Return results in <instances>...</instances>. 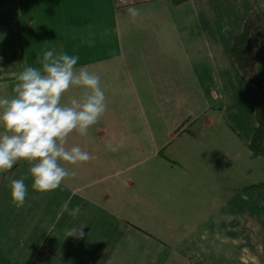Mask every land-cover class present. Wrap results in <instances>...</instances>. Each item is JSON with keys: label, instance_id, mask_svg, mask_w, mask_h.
<instances>
[{"label": "crops", "instance_id": "1", "mask_svg": "<svg viewBox=\"0 0 264 264\" xmlns=\"http://www.w3.org/2000/svg\"><path fill=\"white\" fill-rule=\"evenodd\" d=\"M240 1L174 6L168 0H0L11 7L3 39L11 46L9 59L19 49L24 66L39 68L44 50L62 48L79 56L77 69L86 65L101 76L106 97L105 112L88 133L67 138V147L79 145L92 155L66 165L75 176L45 193L34 191L29 177L28 196L17 207L8 178L26 175L28 164L18 162L0 174V264H26L33 251L52 264H213L204 244L242 245L239 213L225 210L241 199L235 163L240 141L216 126L224 123L223 91L234 92L240 77L216 10L227 6L222 11L228 18L239 13ZM130 6L139 10L137 17H129ZM233 24L231 18L227 25ZM174 41L185 48L179 71L173 68ZM1 72L12 75L9 68ZM12 89L0 95L11 97ZM194 90L200 92L195 101ZM81 95L71 88L62 102ZM135 100L144 114L133 109ZM156 107L175 113L154 114ZM250 129L251 122L245 137ZM226 186L233 190L227 201ZM77 206L80 213L69 215L67 209ZM82 225V236L65 237L67 229Z\"/></svg>", "mask_w": 264, "mask_h": 264}, {"label": "clouds", "instance_id": "2", "mask_svg": "<svg viewBox=\"0 0 264 264\" xmlns=\"http://www.w3.org/2000/svg\"><path fill=\"white\" fill-rule=\"evenodd\" d=\"M127 13L135 18L139 10L130 6ZM40 57L41 67L25 65L17 74L14 95H0V174L18 162L28 164L26 175L8 178L11 201L17 207L28 196L25 180L29 177L31 188L45 193L57 189L65 178L76 175L66 165L92 159L90 152L79 145L67 147V138L73 132L86 135L106 109L101 76L86 65L77 69L78 55L51 48ZM71 88L81 89L82 95L62 102ZM67 211L76 216L80 208ZM83 226L67 229L65 237L82 236Z\"/></svg>", "mask_w": 264, "mask_h": 264}, {"label": "rangeland", "instance_id": "3", "mask_svg": "<svg viewBox=\"0 0 264 264\" xmlns=\"http://www.w3.org/2000/svg\"><path fill=\"white\" fill-rule=\"evenodd\" d=\"M241 1L247 2L248 7H246V5H242ZM241 1L239 2L241 4L239 13L235 12L234 15L228 18L224 17L225 11H222L224 8H227V6H219L216 10V16L221 20V24H224L226 31H228V38L230 37V39L234 37L232 35L237 32L238 27L241 31L243 21L250 13L249 11L254 8L259 9V7L261 6L262 11L264 12V0ZM250 1L253 6H251ZM215 2L218 4H225L226 0H215ZM247 12L248 14L244 17V13L246 14ZM8 13H11V7L8 8V6H0V35L2 38V42L0 44V68H9V73L12 74L10 76L7 73L4 74V72L0 73L1 93L2 90L9 91L8 89L14 87V84L16 83V76L24 67V60L19 58L20 50L18 49V54L15 58L9 59L12 52L11 46L8 42H4L3 40L9 35ZM192 16L193 12L188 11V18ZM231 18L234 19V24L230 29L227 25V22ZM157 29L149 31V39L153 38L156 35ZM178 30L180 31L178 32L181 34L182 29L178 27ZM159 36H163L162 30L159 31ZM194 36L195 34L193 33L192 37ZM161 40L163 42V38H161ZM186 43L188 44V41ZM164 50L166 51L165 47ZM184 50L185 48L183 47L181 42L174 41L173 45H171V51L174 53H178V56L175 59V67L172 65L173 68H176L177 71L182 69L181 64L185 62V59L181 58V55H179V53H182ZM208 66L212 67L211 64H209ZM257 73L262 78V93L264 94V54L263 61L257 67ZM239 76L240 77H238L237 80L238 85H235L234 92H230L228 88L223 91L224 94L226 93V95L223 96V101L225 102V115L223 117L224 123L222 119H220V121L216 123V126L217 129H219L221 126H223L224 129L226 127L225 130L228 136H231L232 133L236 136L235 139L240 141V156L235 163L237 166L239 180H242V188L239 192L241 199L239 200V203H235L234 206L232 203H228L225 207V210H232L233 207L234 210L239 213V219L241 218V235L239 234V236H241L242 245L239 248L235 247L234 249H231L217 242L204 244L202 248L206 253H208L209 251L211 256L210 258H206L212 259L213 264L215 261H217L219 264H264V254L261 253L257 247L258 244H260L262 248L264 247V186H261L264 184V159L261 157H243L244 154H247L249 152L246 143L250 140L251 133H253L255 127V113L253 114V111H255V104L261 97V93L258 90H252L248 81L244 79L241 74ZM146 89L149 97L151 98L150 100H152V88L150 86H147ZM193 93L191 92L193 101H195V96L200 98L199 91L194 90ZM142 96L143 95H141V92H139V97L142 98ZM186 96L187 95H185L184 92L182 98H185ZM233 98H235V101L238 104L236 107L235 103L232 102ZM136 101L137 100H135L133 109L137 110L139 113L144 114L143 112H140L139 107L136 106ZM143 109H146V106H144ZM173 113H175V110L171 111L158 109L156 107L154 114L169 116ZM250 122L252 123V130L250 129L245 137L244 134L246 133V130H248ZM193 132L196 133L197 131L193 129ZM146 162L147 160L145 161V163ZM232 191L233 190L231 188L226 186L224 193L226 201L231 199ZM35 255V251H33L32 257L27 255L25 263L52 264L50 261L44 262L40 259L35 258Z\"/></svg>", "mask_w": 264, "mask_h": 264}, {"label": "trees", "instance_id": "4", "mask_svg": "<svg viewBox=\"0 0 264 264\" xmlns=\"http://www.w3.org/2000/svg\"><path fill=\"white\" fill-rule=\"evenodd\" d=\"M168 2L180 6L189 0H168ZM228 52L233 64L248 81L251 89L261 93L255 104V127L246 145L252 158L264 159V94L262 78L257 73V67L263 61L264 54V13L257 8L250 11L243 21L240 33L230 39Z\"/></svg>", "mask_w": 264, "mask_h": 264}]
</instances>
